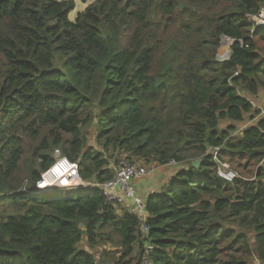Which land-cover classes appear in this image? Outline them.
Returning a JSON list of instances; mask_svg holds the SVG:
<instances>
[{
    "label": "trees",
    "instance_id": "16d2710c",
    "mask_svg": "<svg viewBox=\"0 0 264 264\" xmlns=\"http://www.w3.org/2000/svg\"><path fill=\"white\" fill-rule=\"evenodd\" d=\"M75 7L0 0V264H264V115L221 128L260 112L243 93L264 92L249 19L264 0H93L71 20ZM217 148L241 176L219 177ZM56 149L92 184L111 161L177 165L146 197L148 234L100 186L35 197Z\"/></svg>",
    "mask_w": 264,
    "mask_h": 264
},
{
    "label": "built area",
    "instance_id": "2783aa9c",
    "mask_svg": "<svg viewBox=\"0 0 264 264\" xmlns=\"http://www.w3.org/2000/svg\"><path fill=\"white\" fill-rule=\"evenodd\" d=\"M93 0H75L81 2L85 6ZM249 19L252 22V30L257 26H264V9L258 14L249 15ZM229 44L227 53L222 57L217 53V58L220 60H227L231 57V46L235 42V39L228 36H223L221 45L225 43ZM221 47V46H220ZM261 113L264 114V108H260ZM215 152H218V156H215ZM214 160L217 163V174L219 177L226 181H233L236 178V172L230 167V164L223 161L219 156V148L213 149ZM55 160L52 164L42 172L40 178L35 181L36 190L44 191L55 188H66L73 190L81 188L83 186H100L105 193L108 202L115 203L119 207L128 208V210L138 217L140 224L142 225L141 231L147 235L148 228L146 227L147 221V208L146 197H142L137 192L136 182L145 177L148 173L147 168L138 163L132 162L129 159H122L118 163H111V167L114 171V176L104 183H94L82 179L79 172V164L67 156L63 155L60 149L55 151ZM153 246L151 244L146 245L147 254L151 251ZM147 257V255L145 256Z\"/></svg>",
    "mask_w": 264,
    "mask_h": 264
},
{
    "label": "rangeland",
    "instance_id": "374dc122",
    "mask_svg": "<svg viewBox=\"0 0 264 264\" xmlns=\"http://www.w3.org/2000/svg\"><path fill=\"white\" fill-rule=\"evenodd\" d=\"M85 4L82 5L81 2H76V7L75 9L69 14V18L71 20H75L76 16L79 12L83 11L85 9ZM261 46H264V43H261ZM229 48V44L226 42L225 44H223V46L221 45V47L218 49V54L221 55L222 57L225 55V53H227ZM244 95L248 96L251 101L255 104L254 105V109H259L260 112L256 113L254 112V114L256 115L254 118H252V116L250 118H247L245 121L242 122H232L228 119L222 120L223 123L221 124V128H226L228 126L229 123L235 124L237 127L236 130V134L239 135L241 134L242 130L249 125H252V123H255L258 118L261 115H264L261 113V107L264 108V92H262V96L261 97H252L246 93H243ZM259 96V95H258ZM250 115V114H247ZM90 144H95V140L91 139ZM99 150V149H97ZM215 156H218V152L214 153ZM223 160V159H222ZM228 162L227 158H225V160ZM111 163H113V161H111ZM110 163V164H111ZM138 163L144 165L147 168V175L143 178L140 179V181L137 183V192L139 195H141L142 197L144 196L143 194H149L151 192H157L160 191L163 187V185L166 184V180L167 178H169L170 176H173V174L175 173L176 169L178 168L177 165L173 166H159V167H152L149 164H145V162L138 160ZM229 163V162H228ZM230 167L236 172V177L241 176L242 175V170H240L239 168H237L236 164L233 163H229ZM218 168V166H217ZM33 182H31L29 184V187L33 188V190H36L33 186ZM70 190L66 189V188H55V189H49V190H44L41 193H34L35 197H45V198H53L55 196L58 195V199H64L66 198L67 194L69 193ZM35 192V191H34ZM147 197V196H144ZM2 208L6 211V213H9L11 210L8 207V203L6 201H4ZM120 212V211H119ZM81 246L86 248V245H84L83 243H81ZM102 248L106 249V250H99L98 247L94 248V253L95 255L100 258L103 255L104 251H108V252H114L116 249H118L119 247L116 246L115 244H107L105 246H102ZM136 251V250H135ZM112 257V253L108 256V258ZM254 264H261L260 261L255 260L253 262Z\"/></svg>",
    "mask_w": 264,
    "mask_h": 264
},
{
    "label": "crops",
    "instance_id": "0c3cea01",
    "mask_svg": "<svg viewBox=\"0 0 264 264\" xmlns=\"http://www.w3.org/2000/svg\"><path fill=\"white\" fill-rule=\"evenodd\" d=\"M261 96H262V94L260 93L258 97H261ZM170 177H172V176H170ZM170 177H169V178H167V180H166V184H167V183H169V181L172 179V178H170ZM138 182H139V181H137V182H136V185H137V183H138ZM143 195H144V196H147V194H146V193H145V194H143Z\"/></svg>",
    "mask_w": 264,
    "mask_h": 264
},
{
    "label": "water",
    "instance_id": "95a60500",
    "mask_svg": "<svg viewBox=\"0 0 264 264\" xmlns=\"http://www.w3.org/2000/svg\"><path fill=\"white\" fill-rule=\"evenodd\" d=\"M199 163H200V161H199V160H195V161H193V164H194L195 166H198V165H199ZM33 186H34V188H36V185H35V183L33 184Z\"/></svg>",
    "mask_w": 264,
    "mask_h": 264
},
{
    "label": "clouds",
    "instance_id": "9594fccd",
    "mask_svg": "<svg viewBox=\"0 0 264 264\" xmlns=\"http://www.w3.org/2000/svg\"><path fill=\"white\" fill-rule=\"evenodd\" d=\"M82 188V187H81Z\"/></svg>",
    "mask_w": 264,
    "mask_h": 264
}]
</instances>
